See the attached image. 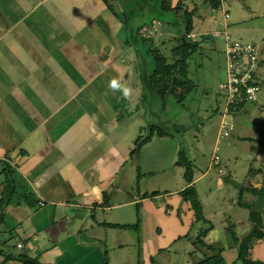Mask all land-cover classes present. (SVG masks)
<instances>
[{
	"label": "crops",
	"instance_id": "1",
	"mask_svg": "<svg viewBox=\"0 0 264 264\" xmlns=\"http://www.w3.org/2000/svg\"><path fill=\"white\" fill-rule=\"evenodd\" d=\"M135 1L0 0V242L41 264H121L127 250L161 264V250L195 236L179 133L134 151L158 117L123 60Z\"/></svg>",
	"mask_w": 264,
	"mask_h": 264
},
{
	"label": "rangeland",
	"instance_id": "2",
	"mask_svg": "<svg viewBox=\"0 0 264 264\" xmlns=\"http://www.w3.org/2000/svg\"><path fill=\"white\" fill-rule=\"evenodd\" d=\"M197 1H199L200 7L198 12L203 17H194L193 33L197 34L199 38L203 32L214 30L223 32L227 29L233 41L257 44L261 60L257 75L261 72L262 77H264V0H222L221 6L214 10H211L209 6H202L200 0ZM156 2V0H148L142 3L139 0L135 1V9L130 11L128 17L132 30L146 23L145 27L142 26V30L145 32L148 30L154 44L159 40L168 38L178 30L176 27L166 24V21H172L176 18L175 13H158ZM185 4L192 5L190 0H187ZM225 12L229 13L228 18H224ZM180 19L178 17V20ZM123 36L121 34V37ZM223 36V34L219 38L207 36L208 39L205 41V43L208 42L206 45L211 42L214 43L219 53L210 52V48H202L191 57L188 68L189 77L196 84V87L181 104L176 101L177 97L170 93L166 95L164 102L158 101L159 98L155 96L154 100H151L152 96L145 99V103L153 104V110L157 112L158 117L156 119L148 117L149 120L143 123L144 129L137 138H134L133 147H136L149 134L151 124L160 125V130L169 136L176 137L179 133L180 149H184L188 158L192 159L194 173L207 171L204 179L195 184L202 213L204 217L206 216L207 222L206 220H196V223L193 224L195 226L194 237L180 236L179 241L169 249L161 250L159 255L161 258L155 257L156 261L159 258L162 260L161 264H169L170 261L172 264H180L179 258L182 257V252L185 253L184 263L191 264V258L197 261L207 254L206 246L208 244L213 246L212 249H208L211 252L214 249L216 251L217 247H224L226 263L231 264L236 252L230 247L233 243L230 228H233L232 230L238 236L250 230L249 210L236 205V201L239 197L240 186H249L247 183L252 184L254 179L261 181V176H256L253 173L260 168L264 171V142L261 141L264 140V79L262 78L259 82L260 90L257 92V101L245 103L244 110L232 116L233 128L229 136L217 141L222 113H214L213 109L219 107L221 110L224 100L223 92L219 89V85L226 79ZM174 44L175 41H170L159 46L163 52L169 53ZM123 46L127 47L124 42ZM123 60L125 65L130 66L129 56L125 57L124 55ZM136 61L138 72L141 73L144 62H151V58L146 59L145 57L143 59L141 56H136ZM180 91L179 88L178 92ZM144 144L145 142L142 143L141 147ZM216 147L218 149L215 151ZM213 155L218 157L219 163L217 165L212 162ZM250 167L253 169L251 173H249ZM228 176L230 177L228 178ZM252 199L253 196L250 193L243 194V201ZM183 202L186 203L187 201L183 200ZM254 207L258 206L255 205ZM191 210L193 211L192 208ZM5 217L6 221L10 222V216L5 215ZM220 218L223 219L222 227ZM209 221L213 227L204 235L203 228L208 227ZM230 223L234 226L228 228L227 225ZM10 226H15L16 231H20L25 227V224H10ZM176 249L180 250L179 255L171 252ZM4 252L12 256L6 263H2L5 257ZM190 252L191 255H188ZM134 253L133 251L130 254L127 250V253L116 258V262L135 264ZM20 254L21 252L17 251L14 246L13 239H6L4 244L0 242V264H18L16 257ZM167 254H170L169 263L165 257ZM253 254L255 258L264 261V242L257 241L255 243ZM157 262L159 263V261Z\"/></svg>",
	"mask_w": 264,
	"mask_h": 264
},
{
	"label": "trees",
	"instance_id": "3",
	"mask_svg": "<svg viewBox=\"0 0 264 264\" xmlns=\"http://www.w3.org/2000/svg\"><path fill=\"white\" fill-rule=\"evenodd\" d=\"M138 1V0H136ZM148 0H139V2H145ZM156 7L158 13H175L176 18L172 21H166V24L176 27L177 32L172 33L168 38L159 40L156 44L152 41L151 37L148 34V30L145 32L142 30V26L146 24H141L137 26L134 30H130L129 37L127 39V44L131 50V59L136 61V56H141V58H151V62L145 61L144 67L141 70V73L138 72V83L137 86H141V94H144L145 99L148 96H154L159 98L158 101L164 102L166 95L169 93L173 96H176V101L182 103L184 99L193 91L196 87L195 83L189 77V61L191 57L201 50L202 48H209L207 41L208 38L200 36L199 38L189 37L190 33H193L194 28V17L198 16L203 17L202 14L198 12L200 9L198 2L195 0H190L191 6L186 5L187 0H156ZM202 6H209L211 10L217 9L221 6L222 0H200ZM111 3H109L110 5ZM178 17L181 19L178 20ZM128 17L125 15L124 19ZM161 20V19H158ZM181 27V29H180ZM231 42H234L231 39ZM175 41V44L170 48L169 53H165L161 50L160 44H165L166 42ZM240 42V41H238ZM144 43V44H142ZM251 45H257L248 42H240ZM140 47H138V45ZM143 45V46H142ZM258 46V45H257ZM142 47V48H141ZM210 50V49H209ZM212 53H219L210 50ZM225 55V54H224ZM258 63L257 66L261 64L259 49L257 54ZM226 62V61H225ZM138 70V66H137ZM256 83L259 84L258 75L255 76ZM143 85V87H142ZM135 88V86L133 85ZM181 89L178 92V89ZM219 89L223 92L224 100L223 107L219 110V107L213 109L214 113L228 112L231 116H234L244 110L245 103L247 101L243 95L236 97L233 101L227 99L228 95L226 91ZM157 98H155L157 100ZM257 101V100H256ZM254 102V101H253ZM221 115V116H222ZM160 125L153 124L150 127V132L143 138L145 140L141 141L140 144H137L134 151H138L143 142H146L150 136L154 134H166L163 130H160ZM264 142V140H261ZM219 163V162H218ZM217 163V164H218ZM176 164L183 168V176L186 182V186L180 191L182 199L189 202L191 208L194 212L195 222L196 220H206L202 213V206L197 197V190L193 184V161L188 158L186 151L184 149H179L178 157ZM215 164V165H217ZM250 167L249 173L252 172ZM256 176H261L260 179L252 180V184L249 182V186H240L239 197L236 201V205L247 208L249 210L248 220L250 221V230L243 232V235L238 236L230 228L234 224H228L227 227L231 229V239L232 244L230 247L235 249V256L231 264H264V261L259 258H255L253 254V248L257 241H264V171L262 168L255 170L254 173ZM231 180V179H230ZM250 193L253 196V199L250 201H243V194ZM251 202V203H250ZM258 207H254V206ZM207 222V220H206ZM213 227L209 221V225L206 228H203V234L206 235L207 232ZM205 247V246H204ZM207 254L203 255L202 258L195 261L192 260L191 264H227L225 256L223 254L224 247H217L216 251H208L212 249L213 246L208 244ZM205 247V249H206ZM9 258H12L11 254H7L2 263L6 262ZM16 258L22 261L21 264H41L34 258H28L23 254L18 255Z\"/></svg>",
	"mask_w": 264,
	"mask_h": 264
},
{
	"label": "built area",
	"instance_id": "4",
	"mask_svg": "<svg viewBox=\"0 0 264 264\" xmlns=\"http://www.w3.org/2000/svg\"><path fill=\"white\" fill-rule=\"evenodd\" d=\"M228 17L229 13L225 12L224 18ZM222 34L224 35L223 50L226 57V79L219 85V87L226 91V94L228 95L227 99L230 102L240 95H243L247 101H256L257 92L260 88L255 80L258 70L257 54L259 47L257 45L254 46L251 44L240 43L238 41L231 42L227 29L223 32L220 30L203 32L200 36L219 38ZM189 37L196 38L197 34L190 33ZM209 48L214 52H219L214 43H211ZM231 120V114L224 112L218 130L217 141L219 139H226L229 136L230 131L233 128ZM217 149L218 148L216 147L215 151ZM212 162L214 164L218 163L217 155H213ZM39 204L42 205L43 201H40ZM17 248L20 249L21 245H18Z\"/></svg>",
	"mask_w": 264,
	"mask_h": 264
},
{
	"label": "clouds",
	"instance_id": "5",
	"mask_svg": "<svg viewBox=\"0 0 264 264\" xmlns=\"http://www.w3.org/2000/svg\"><path fill=\"white\" fill-rule=\"evenodd\" d=\"M109 87L113 90V91H118V90H122L123 92V96L124 98H128L130 95V89L128 87H125L123 85H120L117 81L116 78H113L110 82H109Z\"/></svg>",
	"mask_w": 264,
	"mask_h": 264
},
{
	"label": "water",
	"instance_id": "6",
	"mask_svg": "<svg viewBox=\"0 0 264 264\" xmlns=\"http://www.w3.org/2000/svg\"><path fill=\"white\" fill-rule=\"evenodd\" d=\"M120 22V21H118ZM131 60L130 63V70H129V75H130V79L132 84L135 86V89L139 90V87L137 86L138 83V79H137V67H136V62L134 60Z\"/></svg>",
	"mask_w": 264,
	"mask_h": 264
}]
</instances>
